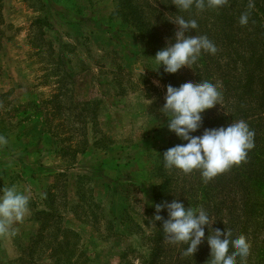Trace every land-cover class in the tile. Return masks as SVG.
Wrapping results in <instances>:
<instances>
[{
  "label": "rangeland",
  "instance_id": "1",
  "mask_svg": "<svg viewBox=\"0 0 264 264\" xmlns=\"http://www.w3.org/2000/svg\"><path fill=\"white\" fill-rule=\"evenodd\" d=\"M204 3L202 10L194 4L184 11L174 0H0V189L16 186L29 197L28 213L12 226L16 235L0 236V264L145 260L158 232L151 211L158 175L178 181L168 191L173 199H186L188 185L178 169L156 172L173 134L160 111L168 79L153 58L159 49L133 22L142 18L166 47L178 30L172 21L194 19L198 27L186 35L207 36L217 51H202L180 74L218 86L217 112L226 77L236 90L228 96L230 112L247 103L254 110L258 102L264 59L260 65L248 61L255 46L264 48V36L250 18L264 19V0H255L251 9L243 0H227L220 8ZM245 12L249 19L242 26ZM225 34L234 36L227 46ZM259 129L264 133V121ZM84 141L83 154L66 150ZM236 190L231 189L235 197ZM45 209L62 220L38 215ZM42 221L48 222L43 233ZM58 229L74 234L68 236L69 259L57 257L56 248L44 250L50 239H38ZM164 243L160 264H203L197 252L182 255L186 244Z\"/></svg>",
  "mask_w": 264,
  "mask_h": 264
},
{
  "label": "clouds",
  "instance_id": "2",
  "mask_svg": "<svg viewBox=\"0 0 264 264\" xmlns=\"http://www.w3.org/2000/svg\"><path fill=\"white\" fill-rule=\"evenodd\" d=\"M226 3L227 0H208V6L213 8L223 7ZM194 4L201 10L205 7L204 0H174V5L184 11ZM248 7H254L253 0H249ZM248 19L249 13H242L239 23L247 25ZM172 22L178 30L174 42H169L153 57L158 68L163 66L164 72L175 74L182 67L196 63L202 51L216 53V46L207 36L186 35L197 29L194 19L185 20L178 16ZM220 100L218 86L207 81H189L178 88L167 86L165 103L160 111L167 117L169 131L186 143L177 144L163 153L166 169H178L186 175L199 170L207 182L246 159L248 151L254 147L255 133L244 120L231 122L227 127L205 129L200 136L191 135L202 126V113L220 105ZM3 143L7 141L3 140ZM164 210L167 219L160 215ZM28 211L29 197L16 186L0 189V236H15L13 224L21 222ZM155 213L152 222L155 226L156 221H163L161 229L166 240L170 244L187 245L183 256H194L205 240L210 248V264H236L237 257L243 260L250 253V243L245 236H233L218 228L213 230L210 217L203 208H185L179 199H173L170 203L156 204ZM205 226L211 227V234L207 237Z\"/></svg>",
  "mask_w": 264,
  "mask_h": 264
},
{
  "label": "trees",
  "instance_id": "3",
  "mask_svg": "<svg viewBox=\"0 0 264 264\" xmlns=\"http://www.w3.org/2000/svg\"><path fill=\"white\" fill-rule=\"evenodd\" d=\"M255 0H253L254 2ZM248 8L249 0H243ZM264 15V6L260 7ZM256 17L260 16L259 13ZM141 22H133L137 29L145 31L148 33V39L153 44V47H157L159 50L164 48V45L160 43L161 38L156 35L153 27L147 25L142 18ZM251 23H255L259 30L264 36V19L263 18H250ZM231 24L234 23L232 19ZM241 30V28H240ZM239 30V31H240ZM241 33V31H240ZM227 38L225 34L226 46L229 45V40L233 42L234 36ZM239 42H241L242 37L236 36ZM233 39V40H232ZM235 44V43H234ZM253 53L250 55L249 64L256 62L261 64L264 59V48L262 45H257L252 49ZM219 68V67H218ZM162 70L164 68L162 66ZM178 70L175 74L165 73V78L167 77L168 82H165L168 86L179 87L180 85L191 81L189 76L185 74V71ZM245 83L250 85L252 82L251 75L249 73L245 74ZM227 83L224 81L225 93L223 94V107L217 112L216 108L205 110L202 113V126L191 135L198 136L205 129L227 127L231 122L237 120H244L251 130L254 131V147L248 151L247 157L238 165H232L224 172L218 174L213 179L204 182L201 177L199 170H194L190 174H184V182L188 185L186 199L180 198L179 200L184 204L185 208L191 207L193 209L199 208L202 205L203 209L207 212L210 217V225L212 224V229H221L222 231H228L233 236L243 235L246 237L247 241L250 243V253L247 258L241 259L236 258V264H264V133L259 129L261 123L264 121V75L259 76L258 86H259V97L255 101L257 105L254 110H251L250 103L248 107L236 114L230 112L231 104H228V96L231 92L236 91L235 88L229 84V78L226 77ZM249 82H248V80ZM250 83V84H249ZM229 84V85H228ZM253 84V83H252ZM251 86V85H250ZM244 85L241 86L243 89ZM252 88V87H250ZM245 96V100L247 99ZM251 97V96H249ZM207 113V114H205ZM259 113V114H256ZM207 115V116H204ZM66 141V140H65ZM186 143V141H181L174 133L172 134L168 145L159 154V163L156 169L158 174L163 173L164 162L162 155L163 153L171 147L177 144ZM81 144V143H79ZM75 145L74 147L67 148V151L73 149L74 155L79 153L83 154L86 152L88 146L85 141L81 145ZM96 145H100V142ZM82 146V147H81ZM81 147V148H80ZM64 153V151H61ZM227 174H231L233 177L229 181H226ZM160 178V183L153 188L152 197L155 204H161L164 202H171L173 198L170 197L168 191H170V186L172 183H178L173 178V180L165 174L158 175ZM231 184V186H230ZM186 186V185H185ZM184 189V187H183ZM232 190H236L232 195ZM240 191V195L238 194ZM238 195V197H237ZM153 211L154 215L155 209ZM55 214L51 209H45L39 212L38 215L44 217L55 218L56 220H62L61 215H50ZM165 219H167L166 210L160 213ZM48 223V222H47ZM47 223L41 222L40 230L43 231L47 228ZM158 224L155 238H151V246H149L148 254L145 260L141 264H160L163 257L165 258V235L161 229L163 221H157ZM211 234V227L208 229L205 226V237ZM68 236H73L74 234L70 230L58 229L55 234L44 237L42 234L38 237L39 240L50 239L44 250H49L51 248H56L54 252L57 257H63L64 259H69L71 256V245ZM74 249V248H73ZM72 249V250H73ZM230 247V251H231ZM35 251L32 253L37 254ZM42 253V252H41ZM198 262H203V264H210V248L206 242L198 247L197 255ZM125 256L121 257V260H125ZM83 264V262L81 263ZM194 264L196 262L194 261Z\"/></svg>",
  "mask_w": 264,
  "mask_h": 264
},
{
  "label": "crops",
  "instance_id": "4",
  "mask_svg": "<svg viewBox=\"0 0 264 264\" xmlns=\"http://www.w3.org/2000/svg\"><path fill=\"white\" fill-rule=\"evenodd\" d=\"M36 224H37V225H39V223H38V222H36ZM0 250H1V244H0ZM0 261H1V260H0Z\"/></svg>",
  "mask_w": 264,
  "mask_h": 264
}]
</instances>
